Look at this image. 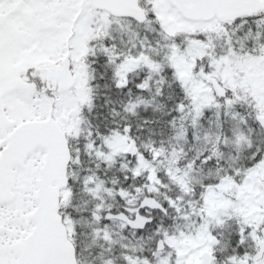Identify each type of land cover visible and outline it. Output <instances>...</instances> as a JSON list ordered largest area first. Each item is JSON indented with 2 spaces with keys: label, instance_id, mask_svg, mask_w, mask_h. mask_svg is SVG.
<instances>
[{
  "label": "snow or ice",
  "instance_id": "6c2138e0",
  "mask_svg": "<svg viewBox=\"0 0 264 264\" xmlns=\"http://www.w3.org/2000/svg\"><path fill=\"white\" fill-rule=\"evenodd\" d=\"M0 264H264V0H0Z\"/></svg>",
  "mask_w": 264,
  "mask_h": 264
}]
</instances>
